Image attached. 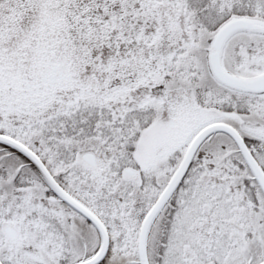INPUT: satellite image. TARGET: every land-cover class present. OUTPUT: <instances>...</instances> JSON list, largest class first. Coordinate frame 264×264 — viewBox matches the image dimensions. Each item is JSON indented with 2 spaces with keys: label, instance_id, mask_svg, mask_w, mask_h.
Masks as SVG:
<instances>
[{
  "label": "snow or ice",
  "instance_id": "obj_1",
  "mask_svg": "<svg viewBox=\"0 0 264 264\" xmlns=\"http://www.w3.org/2000/svg\"><path fill=\"white\" fill-rule=\"evenodd\" d=\"M0 264H264V0H0Z\"/></svg>",
  "mask_w": 264,
  "mask_h": 264
}]
</instances>
